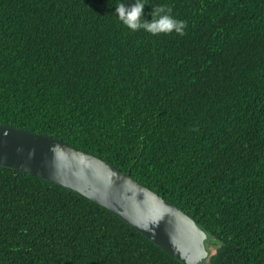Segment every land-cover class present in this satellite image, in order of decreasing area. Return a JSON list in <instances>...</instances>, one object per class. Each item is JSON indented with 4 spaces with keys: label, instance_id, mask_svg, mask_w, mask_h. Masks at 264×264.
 <instances>
[{
    "label": "trees",
    "instance_id": "trees-1",
    "mask_svg": "<svg viewBox=\"0 0 264 264\" xmlns=\"http://www.w3.org/2000/svg\"><path fill=\"white\" fill-rule=\"evenodd\" d=\"M0 0V124L94 154L194 218L204 264H264V0ZM0 264H182L89 199L0 167Z\"/></svg>",
    "mask_w": 264,
    "mask_h": 264
},
{
    "label": "water",
    "instance_id": "water-1",
    "mask_svg": "<svg viewBox=\"0 0 264 264\" xmlns=\"http://www.w3.org/2000/svg\"><path fill=\"white\" fill-rule=\"evenodd\" d=\"M0 167L39 177L108 210L182 264H204L207 232L194 218L100 157L61 139L0 124Z\"/></svg>",
    "mask_w": 264,
    "mask_h": 264
},
{
    "label": "clouds",
    "instance_id": "clouds-1",
    "mask_svg": "<svg viewBox=\"0 0 264 264\" xmlns=\"http://www.w3.org/2000/svg\"><path fill=\"white\" fill-rule=\"evenodd\" d=\"M144 0H133L130 4L118 3L115 13L119 21L131 31L145 30L152 35L176 34L183 36L187 27L186 21L178 20L171 15L172 9L158 6L151 11V20L145 18Z\"/></svg>",
    "mask_w": 264,
    "mask_h": 264
}]
</instances>
